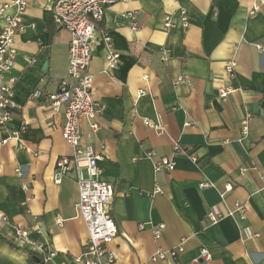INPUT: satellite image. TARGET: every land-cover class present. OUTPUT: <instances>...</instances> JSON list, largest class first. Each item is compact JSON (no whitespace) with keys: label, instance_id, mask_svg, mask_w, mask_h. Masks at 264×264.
I'll return each instance as SVG.
<instances>
[{"label":"crops","instance_id":"1","mask_svg":"<svg viewBox=\"0 0 264 264\" xmlns=\"http://www.w3.org/2000/svg\"><path fill=\"white\" fill-rule=\"evenodd\" d=\"M10 2L0 0V32L14 14ZM48 5L28 0L23 29L13 38L16 58L4 75L15 80L17 109L0 137L26 129L18 141L0 146V213L9 222H0V264H41L11 226L36 228L30 239L57 252L48 264H75L87 237L75 209L74 173L54 183L57 160L71 155L61 136L63 111L53 113L45 98L30 99L37 89L45 97L61 81L72 82L69 34L55 27ZM128 13L135 14L136 31ZM167 21L171 26L164 29ZM105 34L120 56L109 75L103 73ZM256 45L264 46V0H133L104 11L88 67L92 99L103 110L95 118L97 131L86 120L79 130L81 146L99 155L100 180L113 186L110 214L118 234L106 249L114 264H264V52ZM229 60L236 62L233 76L224 70ZM222 86L233 92L220 99ZM138 91L145 95L136 100ZM246 115L251 119L242 135ZM174 142L190 148L195 161L174 155ZM149 150L171 158L174 170L154 173L144 157ZM207 181L216 188L199 189ZM226 184L232 190L222 199ZM236 203L244 205L243 217L228 214ZM208 213L220 216L218 223L209 224ZM160 224L156 239L153 228ZM182 241L175 260H149L157 248ZM202 248L211 258L195 262Z\"/></svg>","mask_w":264,"mask_h":264},{"label":"built area","instance_id":"2","mask_svg":"<svg viewBox=\"0 0 264 264\" xmlns=\"http://www.w3.org/2000/svg\"><path fill=\"white\" fill-rule=\"evenodd\" d=\"M133 0H49L47 8L51 20L58 30H65L69 34L68 42V68L67 76L71 83L63 80L59 83L54 93L47 94L45 97L40 89L35 90L30 99H42L48 103L49 109L53 113L63 111L64 121L61 127V136L65 143L71 148V155L61 157L56 162L54 183L59 184L63 177L74 173V180L78 190V200L75 209L83 220L87 237L80 255L72 259L75 264H114V255L106 249L117 237V229L110 214L112 199L114 196L113 186L100 180V170L97 162L99 155L94 152L90 146H81L79 123L86 120L90 131L93 133L99 129L95 118L99 115L103 106L92 99V75L88 71L91 60V49L95 42L96 26L102 21L106 8L116 2H129ZM14 14L4 19V25L0 32V129L6 132V126L12 120L13 113L17 109L14 102V79L5 80L4 75L13 67L16 52L13 49V38L15 34L23 28L20 26V17L25 12L28 0H11L9 4ZM2 8H0V11ZM257 8H252L250 14H254ZM127 18L131 21V30L136 31L138 24L134 13H128ZM180 19L182 28L186 29V12L180 10ZM171 23L167 21L163 28H170ZM104 45V74H110L115 71L119 65V54L113 49L110 37L102 36ZM256 48L264 52L263 45H256ZM34 60H28L33 63ZM236 68V62L229 60L225 67V73L233 76ZM147 76H144L145 80ZM178 79L176 82H180ZM220 99L226 98L232 91L228 86H222L217 89ZM145 95V92L138 91L136 100ZM251 117L246 115L241 121V133L246 135L248 132V122ZM144 124L155 130L157 134L163 132L162 128L151 122L144 120ZM25 125H22L16 132L0 137V146L8 144L12 139L18 141L25 132ZM172 153L182 155L195 161L190 154V148L174 142L172 144ZM144 157L152 161L154 173L159 171L171 172L175 164L167 156H157L152 150L144 152ZM16 173L22 176L21 169ZM24 189L26 187H23ZM216 188L212 182H203L199 184V189ZM232 190L231 184H226L222 191H219L220 198ZM264 195V187L262 189ZM159 193L155 190L153 195ZM229 215L238 214L240 217L245 215V207L240 203L234 205ZM206 218L209 224L214 225L220 220V216L208 213ZM0 222L8 224L7 218L0 213ZM144 227L141 226L140 229ZM163 224L155 226L154 237L160 236ZM15 238L23 246L28 247L40 257L41 264H48L57 256V252L52 251L48 246L37 243L30 239L32 233H36V228L22 229L11 226ZM183 252V241L170 250L157 248L150 256L151 262L162 260H175ZM211 254L202 248L199 250L198 257L194 260L208 261Z\"/></svg>","mask_w":264,"mask_h":264}]
</instances>
